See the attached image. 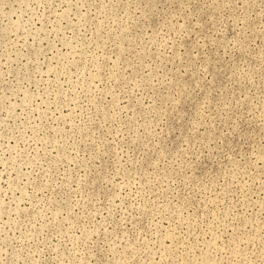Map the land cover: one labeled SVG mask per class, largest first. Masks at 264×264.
Wrapping results in <instances>:
<instances>
[{
    "label": "rangeland",
    "instance_id": "rangeland-1",
    "mask_svg": "<svg viewBox=\"0 0 264 264\" xmlns=\"http://www.w3.org/2000/svg\"><path fill=\"white\" fill-rule=\"evenodd\" d=\"M0 264H264V0H0Z\"/></svg>",
    "mask_w": 264,
    "mask_h": 264
}]
</instances>
